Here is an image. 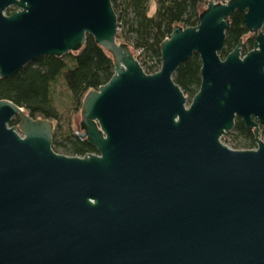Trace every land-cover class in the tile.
<instances>
[{"label": "water", "instance_id": "water-1", "mask_svg": "<svg viewBox=\"0 0 264 264\" xmlns=\"http://www.w3.org/2000/svg\"><path fill=\"white\" fill-rule=\"evenodd\" d=\"M217 1L173 30L146 74L118 42L111 0H0L1 79L88 35L114 60L80 111L94 154L55 153L50 122L0 101V264H264V0ZM235 11L253 49L221 59ZM194 53L190 101L173 75ZM236 119L253 149L223 142Z\"/></svg>", "mask_w": 264, "mask_h": 264}, {"label": "trees", "instance_id": "trees-1", "mask_svg": "<svg viewBox=\"0 0 264 264\" xmlns=\"http://www.w3.org/2000/svg\"><path fill=\"white\" fill-rule=\"evenodd\" d=\"M156 10L149 14L150 0H111L117 16L118 41L126 45L136 57L146 74H154L161 67V44L170 37L176 27H196L202 7L207 0H155ZM14 8L6 11L9 15ZM225 42L220 54L224 59L238 44L247 54L253 49L251 35L243 20V14L235 11L228 19ZM136 53V55H135ZM201 62L198 54H192L180 65L173 81L187 98H193L200 87ZM114 73V60L110 52L100 47L91 36L86 37L80 50L60 57L44 56L29 63L14 76L0 78V101L7 100L22 108L32 119H43L53 126L52 149L69 157H83L96 153L95 148L79 136L72 118L81 111L84 96L106 84ZM68 103L70 111L66 126L59 110ZM19 124L15 119L13 124ZM243 140L235 149H253L256 146L253 131L239 119L228 133ZM264 134V128L260 131Z\"/></svg>", "mask_w": 264, "mask_h": 264}, {"label": "rangeland", "instance_id": "rangeland-1", "mask_svg": "<svg viewBox=\"0 0 264 264\" xmlns=\"http://www.w3.org/2000/svg\"><path fill=\"white\" fill-rule=\"evenodd\" d=\"M209 0H207L208 2ZM214 1L215 3H218L217 0H212ZM224 1V0H220V3ZM229 1V0H228ZM207 6V3L204 5V8H206ZM156 10V1L155 0H150V4H149V14H153ZM121 31V29H118V34L119 32ZM119 42V41H118ZM240 54H241V57H243L244 55L242 54V52L240 51ZM136 55V53H135ZM192 98H189V100L191 101ZM69 104L68 103H65L63 104V107L59 110V113H60V117L62 118V122H63V125L66 126V122L69 118V113L70 111H68L69 109ZM15 120V119H14ZM14 120L12 121V123L14 122ZM72 123H73V126L75 128V130H79L80 129V123H81V120H80V112H78L77 114H75L72 118ZM13 126H18V124H13ZM261 138L264 139V134H260ZM223 142L231 147H238L239 145L243 144V140L240 139V138H235L234 135H232L231 133L227 136H225L223 138ZM256 147V146H255ZM240 149H243L240 147Z\"/></svg>", "mask_w": 264, "mask_h": 264}, {"label": "built area", "instance_id": "built-area-1", "mask_svg": "<svg viewBox=\"0 0 264 264\" xmlns=\"http://www.w3.org/2000/svg\"><path fill=\"white\" fill-rule=\"evenodd\" d=\"M228 2V0H224V1H222L221 3L222 4H225V3H227ZM224 138V137H223ZM223 138H222V140H223Z\"/></svg>", "mask_w": 264, "mask_h": 264}, {"label": "flooded vegetation", "instance_id": "flooded-vegetation-1", "mask_svg": "<svg viewBox=\"0 0 264 264\" xmlns=\"http://www.w3.org/2000/svg\"><path fill=\"white\" fill-rule=\"evenodd\" d=\"M262 128H264V127H260V128H259V134H260V131L262 130Z\"/></svg>", "mask_w": 264, "mask_h": 264}]
</instances>
